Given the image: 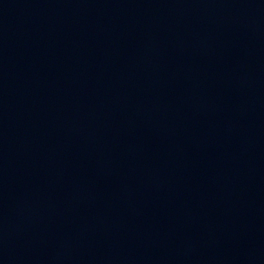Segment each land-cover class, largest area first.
<instances>
[{"label": "water", "instance_id": "water-1", "mask_svg": "<svg viewBox=\"0 0 264 264\" xmlns=\"http://www.w3.org/2000/svg\"><path fill=\"white\" fill-rule=\"evenodd\" d=\"M0 264H264V0H0Z\"/></svg>", "mask_w": 264, "mask_h": 264}]
</instances>
